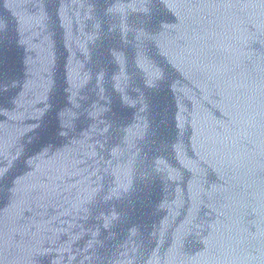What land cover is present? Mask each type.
Returning a JSON list of instances; mask_svg holds the SVG:
<instances>
[{"label": "water", "instance_id": "obj_1", "mask_svg": "<svg viewBox=\"0 0 264 264\" xmlns=\"http://www.w3.org/2000/svg\"><path fill=\"white\" fill-rule=\"evenodd\" d=\"M0 264H264V0H0Z\"/></svg>", "mask_w": 264, "mask_h": 264}]
</instances>
